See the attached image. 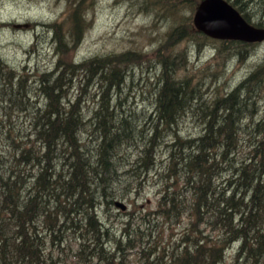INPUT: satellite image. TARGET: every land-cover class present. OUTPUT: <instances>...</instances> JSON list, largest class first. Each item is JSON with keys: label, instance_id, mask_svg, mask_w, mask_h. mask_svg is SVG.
Segmentation results:
<instances>
[{"label": "trees", "instance_id": "trees-1", "mask_svg": "<svg viewBox=\"0 0 264 264\" xmlns=\"http://www.w3.org/2000/svg\"><path fill=\"white\" fill-rule=\"evenodd\" d=\"M81 8L82 3L76 12ZM60 69L58 63L54 73L60 74L38 88L49 98L42 110L25 76L17 81L15 70L0 60V264H222L233 246L234 264H257L256 258L264 257V116L246 114L256 104L252 96L258 95L251 85L264 83V69L215 101L223 110L220 119L203 111L206 126L197 137L175 135L157 206L122 222L119 233L113 222L100 218L98 208L131 193L109 182L118 170L113 155L122 143L108 130L95 159L81 152L72 132L75 117L79 130L83 123L74 109L79 100L49 112L51 96L68 79L70 68ZM165 73L157 130L158 125L172 129L192 108L196 92L187 81L169 76L168 69ZM108 74L110 85L120 87L123 81L116 73ZM12 110L25 114L23 120L13 119ZM153 137L152 145L157 133ZM150 152L142 159L145 171L157 163L156 158L147 163ZM27 166L34 169L28 184ZM85 216L95 219L99 229L85 227Z\"/></svg>", "mask_w": 264, "mask_h": 264}, {"label": "rangeland", "instance_id": "rangeland-1", "mask_svg": "<svg viewBox=\"0 0 264 264\" xmlns=\"http://www.w3.org/2000/svg\"><path fill=\"white\" fill-rule=\"evenodd\" d=\"M232 1L240 6L250 23L264 27V0ZM199 2L0 0V60L15 70L16 80L25 76L24 81L35 95L32 100L39 101V107L45 110L49 98L39 92L41 82L50 83L60 74L54 73L58 63L61 71L77 66L74 75L66 78L62 90H55L51 98L52 109L58 106L67 109L79 98L78 110L84 123L79 138L80 144L85 145L81 152L95 159L101 131L112 130L125 137L113 155L118 170L109 182L115 183L111 188L122 193L127 188L131 190L119 198L127 209L106 202L98 208L100 218L113 222L118 233L121 223L131 220L139 210L157 206L164 176L162 167L170 163L168 146L175 135L197 137L206 126L203 111L215 114L218 119L223 110L215 107V101L226 97L252 72L264 69V42L213 39L194 29ZM80 3L82 8L76 12ZM34 22L46 25L40 29ZM79 37L80 47L70 50L68 46ZM166 69L173 74L169 76L187 81L196 92L192 108L182 112L172 129L158 125L157 130L158 92L168 78ZM110 71L123 81L120 87L110 85ZM260 97L258 102L252 96L250 101L256 104L246 111L247 115L256 113L255 119L264 116V94ZM199 106L205 110H198ZM10 113L17 122L25 117L19 110ZM99 127L97 131L95 128ZM147 149L153 152L147 154V163L154 158L157 162L149 171L141 165ZM25 173L28 181L34 169L27 166ZM138 189L141 191L135 198ZM152 223L155 225V221ZM236 253L237 246L230 247L222 264H234Z\"/></svg>", "mask_w": 264, "mask_h": 264}, {"label": "water", "instance_id": "water-1", "mask_svg": "<svg viewBox=\"0 0 264 264\" xmlns=\"http://www.w3.org/2000/svg\"><path fill=\"white\" fill-rule=\"evenodd\" d=\"M194 29L215 39L264 41V27L250 24L226 0H202L194 15ZM116 205L127 209L122 201H117Z\"/></svg>", "mask_w": 264, "mask_h": 264}, {"label": "bare ground", "instance_id": "bare-ground-1", "mask_svg": "<svg viewBox=\"0 0 264 264\" xmlns=\"http://www.w3.org/2000/svg\"><path fill=\"white\" fill-rule=\"evenodd\" d=\"M202 0H200V2H201ZM226 1H228V0H226ZM230 1V3L232 4L233 3V1L232 0H229ZM199 2V3H200ZM198 3V4H199ZM198 6V5H197ZM235 9H236V11L239 13V14H241V16H243V17H246L245 16V14L241 11V9H240V6H233ZM197 8V7H196ZM34 24L36 25V26H40V29H43V27H44V25H46V24H44V23H42V22H34ZM251 24V23H250ZM208 36V35H207ZM208 37H210V36H208ZM210 38H212V37H210ZM213 39H215V38H213ZM219 40H221V39H219ZM225 41H232V40H225ZM234 41H239V40H234ZM240 42H245V41H240ZM82 43V39H81V37H79L75 42H74V44L73 45H70V46H68V48L70 49V50H72V51H76L79 47H80V44ZM245 43H250V44H253V43H256V42H245ZM161 58H166V56L165 57H161ZM76 68H77V66H73V67H71L70 69H69V71H68V73H67V77L71 74V75H74V73H75V70H76ZM252 74H253V72L248 76V77H246L245 79L247 80L248 78H251L252 77ZM46 76V75H45ZM264 77V76H263ZM245 81V80H244ZM241 82H243V81H241ZM240 82V83H241ZM239 83V84H240ZM238 84V85H239ZM237 85V86H238ZM264 85V83L263 84H261V85H258V86H256L254 83L251 85V86H254V87H257V93H258V95L256 96V98H257V101L259 102V100L261 99V97H260V95H262V94H264L263 93V88H262V86ZM41 86V85H40ZM236 86V87H237ZM235 87V88H236ZM62 98H63V96H62ZM76 100L78 101L79 100V98H75V100H74V103L76 102ZM80 101V100H79ZM79 101L78 102H76V105H75V111L76 110H78V107L77 106H79L80 105V103H79ZM74 103H72V104H74ZM48 104V103H47ZM37 106L39 107V101L37 102ZM40 108V107H39ZM104 108H105V106H104ZM42 109V108H41ZM79 112H80V109L78 110ZM49 112H54L53 111V109L52 108H49ZM97 115H98V113H97ZM75 119H76V121H75V127H74V129H73V134H74V137H77V139H78V145L81 147V149H83V147L85 146V145H81L80 144V138H79V132H80V130H79V121H78V118H76L75 117ZM82 126L84 125V123H82L81 124ZM81 127V126H80ZM97 131L100 129V127L99 128H95ZM124 131L126 132V130H125V127H124ZM29 132V131H28ZM106 133H108L107 131H101V136H100V143H99V147L100 146H103L107 141H106ZM112 133H116L114 136H113V139H115V140H117V141H119L120 143H122L121 142V139H120V136H122V134L121 133H118V132H112ZM155 136V135H154ZM154 138V137H153ZM154 143V142H153ZM107 144H109V143H107ZM104 147V146H103ZM170 161V160H169ZM114 162V161H113ZM115 163V162H114ZM115 165H117L116 163H115ZM170 167V163H169V165L167 166V165H164L163 167H162V171L164 172V174L166 173V172H168V168ZM159 194H160V192H159ZM135 196V198L138 196L137 194L136 195H134ZM161 196V195H160ZM119 200V199H118ZM84 225H85V227H88V228H91V229H99V224L97 223V221L95 220V219H93V218H90L89 219V217H87V216H85L84 217ZM110 245H112L111 243H110ZM116 245V244H115ZM255 245V244H254ZM228 251V250H227ZM242 257H245V258H247V255L246 254H243L242 255ZM244 259V258H243ZM244 260H246V259H244ZM120 261V260H119ZM247 261V264H252V262L250 261V260H246ZM256 263L257 264H264V257H259V258H256Z\"/></svg>", "mask_w": 264, "mask_h": 264}]
</instances>
